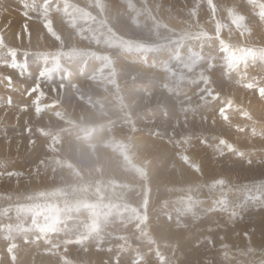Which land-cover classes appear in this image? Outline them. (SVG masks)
Returning a JSON list of instances; mask_svg holds the SVG:
<instances>
[{"label": "rangeland", "instance_id": "374dc122", "mask_svg": "<svg viewBox=\"0 0 264 264\" xmlns=\"http://www.w3.org/2000/svg\"><path fill=\"white\" fill-rule=\"evenodd\" d=\"M0 264H264V0H0Z\"/></svg>", "mask_w": 264, "mask_h": 264}, {"label": "bare ground", "instance_id": "6f19581e", "mask_svg": "<svg viewBox=\"0 0 264 264\" xmlns=\"http://www.w3.org/2000/svg\"><path fill=\"white\" fill-rule=\"evenodd\" d=\"M224 36H225V35H224ZM151 58H152V57H151ZM227 91H228V90H227ZM233 108H234L233 111H234V113L236 114V112H237V111H236V107H233ZM44 120H45V119H44ZM44 120H43V121H44ZM52 121H53V120H52ZM52 121H51V122H52ZM44 122H45V121H44ZM47 123H49V122H47ZM53 124H55V123H53ZM230 124H231V123H230ZM92 184H94V182H93ZM104 186H105V185H104ZM69 188H70V187H69ZM60 189H61V187H60ZM190 189H191V188H190ZM58 192H60V191H58ZM122 192H123V191H122ZM184 192H185V191H184ZM193 193H194V192H193ZM209 194H210V193H209ZM195 195H196V194H195ZM211 196H212V195H211ZM24 198H25V197H24ZM250 233H251V232H250ZM70 255H71V254H70ZM74 258H75V257H74ZM56 261H57V260H56Z\"/></svg>", "mask_w": 264, "mask_h": 264}]
</instances>
